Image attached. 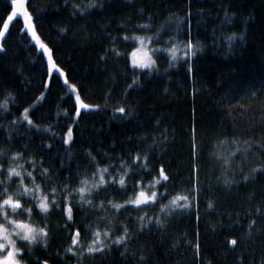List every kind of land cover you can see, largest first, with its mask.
<instances>
[{"label": "trees", "instance_id": "1", "mask_svg": "<svg viewBox=\"0 0 264 264\" xmlns=\"http://www.w3.org/2000/svg\"><path fill=\"white\" fill-rule=\"evenodd\" d=\"M20 4L67 83L24 30ZM9 14L0 39V199H20L9 216L47 229L18 241L21 264H264V0H0V29ZM124 35L156 49L150 69L131 71L136 43ZM189 39L199 42L194 55L170 60L165 50ZM67 84L99 107L74 114ZM122 105L133 111L114 112ZM161 164L170 179L157 190L168 195L154 206L123 205L134 181L149 184ZM106 166L107 184L84 194L89 203L78 191L69 196L71 221L62 203L34 207V196L55 187L59 203L64 185L71 193L82 179L95 183ZM9 167L20 175L8 177ZM189 192L190 208H160Z\"/></svg>", "mask_w": 264, "mask_h": 264}, {"label": "snow or ice", "instance_id": "2", "mask_svg": "<svg viewBox=\"0 0 264 264\" xmlns=\"http://www.w3.org/2000/svg\"><path fill=\"white\" fill-rule=\"evenodd\" d=\"M90 6L91 5H89V7ZM75 7L78 8L79 6H75ZM79 10L83 11V9H79ZM28 14H29V19L32 21L31 14L29 12H28ZM179 19L180 18H177V23H179ZM33 28H34V26H33ZM62 31H63V29H62ZM234 36H235V34H232L231 37H226V39L231 40ZM38 38H39V36H38ZM241 39H243L242 34H241ZM39 40H40V38H39ZM123 40L124 41L134 40V41L139 42L138 46L133 47L131 49L130 54H129L130 63H131V65L135 66L131 69V71H137L138 69H142L145 67H148L150 69L151 66L155 63V61L152 59V56L150 55V52L156 51V49H150L149 48L148 40L142 36H136V35H133L132 37L124 35ZM170 40H171V38L166 40L165 43H169ZM40 44H41L42 48L47 49L48 55H50L48 45L41 43V40H40ZM198 48H199V42H196V44L194 46L191 39H189V41L186 44H184L182 41H177L175 44H172V46L170 48L166 49L165 51L170 53V60H171V58L177 57L178 53L182 56H186L188 58H191L194 55L195 50ZM113 51L117 55H119V49L115 48V46H113ZM137 53H140L139 57L137 56ZM50 56H51L52 61H53L52 55H50ZM125 59L127 60L128 57H125ZM55 68L56 67L52 68V72L54 71ZM191 70H192V68H191V65L189 64L188 71L191 72ZM64 75H65V73H64ZM49 82L50 81L46 79L45 85H48ZM138 82H139V77H134L133 83H138ZM69 87L72 89V91L78 92V86L76 84H71V85H69ZM41 95H43V93ZM74 106H75V113L74 114H79L82 109H96L99 107L96 104L85 103L79 94L75 95ZM28 111H29V109H27V108H25L23 110L24 113H27ZM132 111H133V109H132V106H130V105L127 107L122 105V106L114 109V112L121 113V114L131 113ZM25 119H29V118L27 116H25ZM29 123H31L30 119H29ZM45 127H47V125H45ZM73 127H74V125L69 124L67 131H65L63 134V142L65 144L69 143V141L72 137ZM13 156H19V154L13 153ZM131 159L139 162L137 156H132ZM92 161L95 162L94 157L92 158ZM121 163H123V162H121ZM144 167H148V166L145 164ZM193 167L198 169V165H193ZM152 170L153 169L149 168V171H152ZM155 170L157 172V175L152 178V180L149 182V184L145 185L143 182V179L134 181L133 188L136 189L134 198L123 201V205L131 204L134 206H147L148 204H152L154 206V202L158 198L162 199L163 196L168 195L167 190H165L163 193H160L157 190V188L161 184V182H167L170 179V174L166 171L165 166L163 164L159 165ZM7 171L9 174H12L15 172L16 175H20V173L14 167H9L7 169ZM47 171H48L47 169H44V172H47ZM96 171L101 173V175L99 176V179L95 183H91L87 179H82L80 182L81 186L78 189H75V188L72 189L71 193L68 192L69 186L64 185V193H66V194L63 196V200L60 201L59 203H57V196H56L57 189L55 187H53L51 190H49V192L47 194H40V195L34 196V199H36L38 201V203H36L34 205V207H37L42 211L48 210L49 209V203H51L53 206H55L57 209H59L60 204L62 203L64 213L67 214L68 220L71 221L72 209H71V205L69 202V196L78 191L81 194L82 202L84 204H87V203H89V201L83 200L84 194H86V193L91 194L92 190L97 188L99 185H106L107 184V182L104 178L105 174L107 173V166L106 167H98ZM125 171H127V169H125ZM28 175L31 176V173H28ZM112 179L113 178L111 176L108 177L109 181H111ZM118 183L121 186H124L126 184L125 177L123 174L120 175ZM33 187H35L36 193L40 192V186L39 185H34ZM145 187H151L152 188L151 194H147L144 191ZM31 191L32 190L29 189L27 186L24 187V192L26 194L30 193ZM49 195L51 196V201L48 200ZM190 199H191V192H189V194H187V195L177 193L176 195L171 197V199L168 201L167 204H161L160 208L161 209L179 208L182 210L188 209V208H190ZM179 201H183V203H178ZM109 203H111V201H109ZM9 206L13 210L21 208L22 207L21 200L15 199L13 197V195L5 193L4 198L0 199V215H4L5 221L6 222L10 221L11 224L14 225L15 227L9 228V227H6L5 223H0V250H2L4 253L3 255H0V264H21V261L19 259H17V254L21 253L22 250L19 247L15 246L16 240H14L12 238L11 233H15V235L17 237H21V234H22V239H26L27 241L32 242L35 239H37L38 236L44 234L47 229H46V227H34L32 224L28 223L25 220L14 219L13 217L6 215L4 210H5V208H7ZM114 207L119 209L122 207V204L116 203L114 205ZM27 211L31 212V209H28ZM152 219H153V217H147L146 218L147 221H151ZM155 219H156V223L158 225L163 226V221H161L159 216H156ZM143 222H145V219L142 216V223ZM127 231H128L127 228H124V233H122L121 236L116 237V241L117 242L123 241L125 239L124 234H126ZM69 234L72 237L71 238V244L72 245L78 244L79 243L78 236L80 235L79 228L72 230V232H70ZM107 234H108L107 231H105L104 235L106 236ZM93 236L95 237V239L92 241V243H95L96 241H98L100 239V232L98 230L95 231L93 233ZM227 243L228 244H234L235 243L234 238L228 237ZM100 246L102 248L103 244L101 243ZM67 251H72V249L69 248V249H67ZM88 251H92V249L90 248V249H88ZM42 264H48V261L44 260V261H42Z\"/></svg>", "mask_w": 264, "mask_h": 264}, {"label": "rangeland", "instance_id": "3", "mask_svg": "<svg viewBox=\"0 0 264 264\" xmlns=\"http://www.w3.org/2000/svg\"><path fill=\"white\" fill-rule=\"evenodd\" d=\"M17 13L18 14H20V17L22 18V22H23V28H24V30L26 31V33L28 34V36L30 37V39H31V41L37 46V48L38 49H40L42 52H44V48H42L41 47V44H40V42H39V38H38V36H37V33L35 32V29L33 28V24H32V21L29 19V14L27 13V11L25 10V8L23 7V5L22 4H20L19 6H18V9H17ZM11 18H12V14H9L7 17H6V19H5V21H4V23H3V25H2V27H1V29H0V39L3 37V35H4V33H5V31H6V29H7V26H8V24H9V21L11 20ZM143 37V36H142ZM145 38V37H144ZM146 39V38H145ZM42 43V42H41ZM135 47H137L138 46V41H135ZM131 52V51H130ZM150 55H151V52H150ZM137 56L139 57L140 56V53H137ZM152 56V55H151ZM46 59H47V64H48V69H50V70H52V68L53 67H55V65L53 64L54 63V61H52V58H51V56L50 55H46ZM129 59H130V56H129ZM153 59V58H152ZM133 66V65H132ZM145 68H148V67H145ZM54 71H56V72H58V74L60 75V77H61V79L63 80V82L64 83H67V81L65 80V77H64V74H63V72L61 71V70H59L58 68H55L54 69ZM67 86H68V89H70V93L72 94V96H73V99L75 98V95H77V93L76 92H74V91H72V89L69 87V85L67 84ZM10 176H16V173L14 172V173H12V174H9L8 173V177H10ZM20 186H21V184H20ZM146 192V191H145ZM147 193V192H146ZM147 194H151V192H149V193H147ZM134 198V197H133ZM11 207L9 206V207H7V208H5V213H6V215H8L9 216V212H11V211H13V209L11 208ZM14 219H17V218H15V217H13ZM0 223H5L6 224V227H9V228H12V227H15L14 225H12L11 224V222L9 221V222H6L5 221V219H4V215H0ZM34 226V225H33ZM34 227H36V226H34ZM11 235H12V238L14 239V240H16V247H17V243H18V241L19 240H23V241H27L26 239H22V234H21V237H17L16 235H15V233H11ZM40 237V236H39ZM38 238V237H37ZM27 242H29V241H27ZM4 253H3V251L2 250H0V255H3Z\"/></svg>", "mask_w": 264, "mask_h": 264}]
</instances>
